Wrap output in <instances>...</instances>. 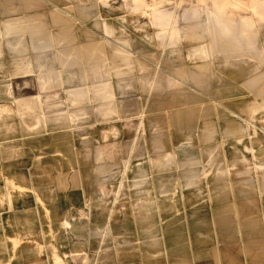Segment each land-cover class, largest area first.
<instances>
[{
	"label": "rangeland",
	"instance_id": "1",
	"mask_svg": "<svg viewBox=\"0 0 264 264\" xmlns=\"http://www.w3.org/2000/svg\"><path fill=\"white\" fill-rule=\"evenodd\" d=\"M230 33L238 46L225 39ZM91 43L100 55L82 57ZM55 48L63 58L75 49L79 60L59 69ZM8 71L14 77L6 82ZM54 72L63 76L61 95L40 97V75ZM2 85L12 93L0 102V149L29 141L31 175H41L46 139L94 142L101 135L95 147L105 150L106 141L111 152L132 156L111 181L108 203L115 208L160 204L163 192L175 203L214 202V187H247L248 166L250 175L263 171L264 0H0ZM99 86L109 102V118L100 122L87 97ZM186 110L210 113L196 114L192 126L179 130L160 121ZM61 111L64 126H48ZM204 128L211 138L205 160L148 163L153 155L163 159L178 135L197 138ZM184 166L198 167L186 175L191 191L181 189ZM34 186L44 197L55 194L53 180L31 178V192ZM62 194L68 201V192Z\"/></svg>",
	"mask_w": 264,
	"mask_h": 264
},
{
	"label": "crops",
	"instance_id": "2",
	"mask_svg": "<svg viewBox=\"0 0 264 264\" xmlns=\"http://www.w3.org/2000/svg\"><path fill=\"white\" fill-rule=\"evenodd\" d=\"M230 35L225 39L238 46L240 39ZM82 48L84 58L100 55L98 44ZM54 51L53 61L59 69L64 62L79 60L75 49L68 58L58 57L56 48ZM32 72L30 67L25 74ZM13 77L8 71L6 82ZM40 77V97H50L52 92L61 95L62 74ZM3 85L6 88H0V102H9L12 92L9 85ZM80 92L76 90L78 99ZM87 97L98 122L109 118L104 89L90 88ZM203 112L210 113L167 112L160 121L179 130L192 126L195 115ZM62 114L56 113L47 125L56 129L64 126L65 121L59 122L57 117ZM69 124L75 125V120L70 118ZM203 131L197 138L178 135L163 159L153 155L148 163L152 167L163 162L174 165L205 160L211 138L205 135V128ZM100 137L92 138L94 142L86 138L64 142L62 136L46 139L41 145V175L38 170L31 175L29 141L0 149V179L7 180L0 186V264H264V166L258 176L254 171L250 175L248 166L247 187H214V202L175 203L168 192H163L160 204L115 208L108 203L111 181L127 168L132 156L111 152L106 141L101 145L105 150L95 147ZM3 165L8 169H2ZM197 168H182V190L195 188L186 175ZM31 178L53 180L54 196L50 190L44 197L35 186L31 192ZM63 191L68 192L66 202ZM158 243L165 244L163 249Z\"/></svg>",
	"mask_w": 264,
	"mask_h": 264
}]
</instances>
